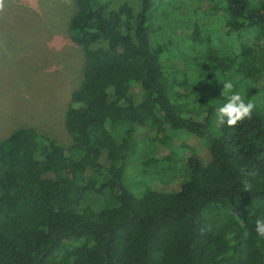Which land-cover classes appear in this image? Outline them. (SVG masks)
I'll use <instances>...</instances> for the list:
<instances>
[{"label": "trees", "instance_id": "16d2710c", "mask_svg": "<svg viewBox=\"0 0 264 264\" xmlns=\"http://www.w3.org/2000/svg\"><path fill=\"white\" fill-rule=\"evenodd\" d=\"M74 7L71 141H0V264H264V0ZM225 81L255 105L235 127Z\"/></svg>", "mask_w": 264, "mask_h": 264}, {"label": "rangeland", "instance_id": "374dc122", "mask_svg": "<svg viewBox=\"0 0 264 264\" xmlns=\"http://www.w3.org/2000/svg\"><path fill=\"white\" fill-rule=\"evenodd\" d=\"M74 0H0V141L22 127L71 141L65 110L81 76L68 41Z\"/></svg>", "mask_w": 264, "mask_h": 264}, {"label": "clouds", "instance_id": "9594fccd", "mask_svg": "<svg viewBox=\"0 0 264 264\" xmlns=\"http://www.w3.org/2000/svg\"><path fill=\"white\" fill-rule=\"evenodd\" d=\"M222 89V96L227 97V103L217 109V115L220 122L223 123L225 118L229 127H235L245 118H251L255 107L254 103L249 101L245 103L242 95L238 92L233 93L234 85L231 81H225ZM251 185L245 182L244 191L250 192ZM255 231L258 236L264 238V219H257Z\"/></svg>", "mask_w": 264, "mask_h": 264}]
</instances>
